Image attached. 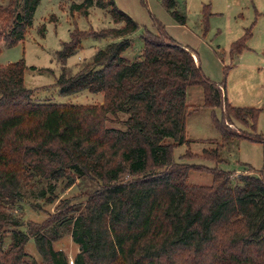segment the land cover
<instances>
[{"label": "trees", "instance_id": "trees-1", "mask_svg": "<svg viewBox=\"0 0 264 264\" xmlns=\"http://www.w3.org/2000/svg\"><path fill=\"white\" fill-rule=\"evenodd\" d=\"M41 1L0 3V42L8 47L23 42ZM70 1V13L87 17L92 7L106 10L115 26L70 31L56 51L55 84L60 95L88 90L101 93L102 101H37L24 86L23 59L0 66V264H70L53 246L65 232L77 246L72 264H264V178L243 173L233 178L217 166L172 157L175 146L189 143L188 87L202 88L204 107L222 108L223 120L216 122L222 143L200 153L216 164L224 162L219 151L234 138L264 142L256 132L260 109L232 106L224 85L206 78L193 50L169 36L158 20L156 32L144 29L130 59L123 53L139 26L114 0ZM162 3L176 23L185 24L175 0ZM45 31L42 24L39 34ZM250 36L248 29L231 44V57L241 54ZM88 37L112 40L72 74L66 61ZM118 113L127 116L123 129L108 127ZM232 120L252 133L231 129ZM192 169L209 172L211 183L188 184ZM82 177L94 180L97 189L77 203L60 200L41 223L24 222L9 210L22 201L28 180L49 182L51 193L50 183L63 181L67 189ZM30 238L39 262L25 251Z\"/></svg>", "mask_w": 264, "mask_h": 264}, {"label": "rangeland", "instance_id": "rangeland-1", "mask_svg": "<svg viewBox=\"0 0 264 264\" xmlns=\"http://www.w3.org/2000/svg\"><path fill=\"white\" fill-rule=\"evenodd\" d=\"M80 2V0H73ZM116 6L128 14L139 26L129 38L132 47L123 55L133 58L141 45L140 35L144 29L156 32L153 25L158 20L169 36L181 45L193 50L203 74L211 82L224 85L223 95L236 107H255L260 112L256 121V132L264 138V0H175L176 8L185 15L186 22L180 25L171 17L163 6L162 0H114ZM8 0H0L5 6ZM70 0H43L38 5L32 26L28 29L23 42L8 47L0 42V66L25 61L24 86L33 89L37 101L60 104L92 105L102 101L101 93L88 90L70 95H60L56 78L60 73V64L56 51L61 42L69 40V32L78 28L91 31L115 26L106 10L90 8L87 17L77 12L70 13ZM207 6L208 10L204 11ZM44 24L45 33L39 34V27ZM251 36L246 41V48L237 57H231V44L242 37L247 30ZM112 39L106 37L92 40L88 37L82 42V48L66 61V67L72 74L76 73L87 62L98 48ZM35 67V69L33 68ZM203 93L200 86L188 87L186 105L188 114L185 119V136L189 143L173 148L174 162L188 165L217 168L232 172L235 178L239 174H253L264 178V142H255L247 138H234L219 151L224 162L216 164L213 160L200 156L203 149L214 148L221 144V133L217 123L223 120L221 107H204ZM193 107H197L194 111ZM126 114L110 116L108 127L122 128L121 122ZM117 118V121L113 119ZM231 129L252 133L249 128L235 120L228 124ZM191 153L192 156L186 155ZM212 176L209 172L190 170L187 182L193 185H209ZM49 182L32 180L23 186L22 201L9 206V210L22 216L24 222L41 223L49 212H54L60 200L68 198L77 203L85 200L94 192L98 184L82 177L67 189L63 181L50 183L54 186L50 193ZM44 192V194H42ZM50 200V201H49ZM57 250H62L73 263L77 246L70 235L65 232L53 242ZM25 251L38 262V254L33 238H30Z\"/></svg>", "mask_w": 264, "mask_h": 264}, {"label": "crops", "instance_id": "crops-1", "mask_svg": "<svg viewBox=\"0 0 264 264\" xmlns=\"http://www.w3.org/2000/svg\"><path fill=\"white\" fill-rule=\"evenodd\" d=\"M43 1V0H42ZM184 46V45H183ZM245 50V49H244ZM194 59L197 61V59H196V57H195V55H194Z\"/></svg>", "mask_w": 264, "mask_h": 264}]
</instances>
